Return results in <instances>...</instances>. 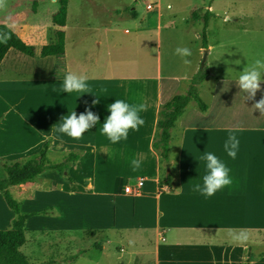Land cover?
Listing matches in <instances>:
<instances>
[{
    "label": "crops",
    "instance_id": "0c3cea01",
    "mask_svg": "<svg viewBox=\"0 0 264 264\" xmlns=\"http://www.w3.org/2000/svg\"><path fill=\"white\" fill-rule=\"evenodd\" d=\"M161 1L109 15L99 11L103 20L93 35L82 23L71 25L69 5L66 23L57 24L58 1L50 15L56 39L41 45L37 42L44 40L45 27L35 23L21 32V25L13 24L36 50L30 56L11 48L0 66V159L31 156L48 141L52 161L70 152L81 154L65 174L50 169L30 184L11 187L21 194L25 212L45 210L41 208L48 204L39 205L38 199H54L49 204L54 216L27 220L20 250L31 264H264V115L253 107L264 97V83L255 100L240 91L236 81L250 65L244 62L249 55L223 53V43L211 44L217 15L212 5L204 14L193 11L192 17L195 13L200 19L177 23L173 19L179 15ZM39 8L35 0L36 16ZM207 14L205 45L204 25L195 20ZM8 24L0 21V27ZM60 32L64 53L43 56L44 46L59 43ZM216 46L220 49L214 65L207 62L209 76L200 87L210 109L204 113L191 103L172 131L166 163L153 147L161 105L189 90L205 51L210 54ZM177 48L193 54L182 57ZM185 59L191 63L185 64ZM68 71L86 75L92 93L63 92ZM116 99L146 104L147 110L140 113L145 124L139 131L113 144L100 128L111 114L108 105ZM88 108L100 123L81 139L56 131L69 111L79 116ZM233 132L240 141L235 159L223 147ZM207 152L226 163L234 180L211 197L193 191L195 184H203L205 163L200 157ZM133 160L141 161L139 169H133ZM167 174L173 176L174 190L161 184ZM1 177H7L2 165ZM138 180L144 181L141 193H127ZM11 220L7 212V218H0V229L10 228Z\"/></svg>",
    "mask_w": 264,
    "mask_h": 264
},
{
    "label": "rangeland",
    "instance_id": "374dc122",
    "mask_svg": "<svg viewBox=\"0 0 264 264\" xmlns=\"http://www.w3.org/2000/svg\"><path fill=\"white\" fill-rule=\"evenodd\" d=\"M58 1L39 0V16H36L33 11L35 0H7L5 9L0 10V21L21 25V32H27L33 24L39 23L45 29L44 40L37 42L38 45H41V43H52L51 41H55L56 39V31L53 29L55 23L53 19H50V15L59 6ZM151 1L153 0H69L70 22L71 25L77 22L84 24L90 35H93L96 29H98L97 24L102 23L103 20V18L99 19V11H105L109 15L117 9L127 8L131 5H139L143 2L146 5L147 2ZM161 2L166 10L172 13L176 12L175 14L179 15L173 19L177 23H183L186 19H193V11L204 14L208 11V6L212 5L214 7L217 15L211 24V44L218 45L219 43H223L224 47L220 49L219 46H216L211 50L207 59L208 64L211 66L214 65L216 52L219 49L223 53H230V50H234L239 56L249 55V57L244 59V62L250 65L256 58H262L264 56V0H162ZM195 21H197L199 26L203 27V20ZM231 30L233 31L231 32ZM72 33L74 31H70V34ZM230 41L234 42V44L228 43ZM69 47L72 49L71 39L69 41ZM90 47H95L93 42L90 44ZM206 49L210 48L208 47ZM253 54L255 56H252ZM194 57L200 56L195 54ZM233 64L240 65L241 63ZM173 153H176V147L173 148ZM3 160L0 159V166ZM1 179L4 178L1 177ZM11 187L9 191L21 203L23 214H34L33 216H54L56 214L54 208H49V204L54 199L49 198L37 200L39 205L48 204L47 207L41 208L45 210L25 212L26 208L21 200H19L22 197L21 194L18 193L17 189L11 190ZM0 194V198L2 199V203L0 204V218H7V212H10L12 215L11 227L14 221L18 219V215L7 202L5 195L2 192Z\"/></svg>",
    "mask_w": 264,
    "mask_h": 264
},
{
    "label": "trees",
    "instance_id": "16d2710c",
    "mask_svg": "<svg viewBox=\"0 0 264 264\" xmlns=\"http://www.w3.org/2000/svg\"><path fill=\"white\" fill-rule=\"evenodd\" d=\"M60 7L54 16L57 24L63 25L66 23L69 0H59ZM193 17L200 19V15L193 14ZM204 20L203 28V42L207 45L206 30L210 20V14L202 16ZM10 31L7 27H0V32ZM11 38L7 43H0V66L5 56L11 48H15L30 56L35 55V47L27 44L18 33L10 31ZM64 33H59V43L46 45L43 47L42 55H58L65 51ZM209 76V69L206 66L204 70H200L191 79L189 90L185 94L178 93L174 95L169 101L161 105L157 129L153 140V147L159 153L161 160L168 163L170 159V144L172 141V131L177 122L186 113L191 103H195L197 107L204 113L210 109L200 95V87ZM51 141L44 144L43 148L28 157L21 158L17 161H2V169L5 171L7 177L0 180V192H2L11 208L18 215L13 225L8 229H0V264H31L27 257L21 252L20 248L26 242V224L27 220L34 214L22 213L21 203L17 201L9 188L11 186H18L22 184H30L47 170H59L65 174L71 163L80 159L81 154L78 152H70L59 159V161H52L50 158L49 148ZM69 177V175H67ZM161 184H168L172 190L173 176L167 174L162 179Z\"/></svg>",
    "mask_w": 264,
    "mask_h": 264
},
{
    "label": "clouds",
    "instance_id": "9594fccd",
    "mask_svg": "<svg viewBox=\"0 0 264 264\" xmlns=\"http://www.w3.org/2000/svg\"><path fill=\"white\" fill-rule=\"evenodd\" d=\"M6 3L7 0H0V10L5 9ZM6 27L10 31H14L13 24L9 23ZM10 31L0 32V43H7L11 38ZM176 53L182 57H190L193 54L188 48H177ZM184 63L190 64L191 61L185 59ZM87 81L88 77L86 75L68 71L63 80L62 91L68 94L92 93ZM262 83H264V58L258 57L251 65L243 68L236 84L240 91L246 93L247 99L255 100L257 92L262 90ZM98 102V99L94 100L93 104ZM253 107L256 111H259L260 115H264V97L256 101ZM108 108L111 114L102 123L100 131L113 144L127 140L130 131H139L140 127L145 124V120L141 117L140 113L147 110L146 104H132L122 99H116L115 102L108 105ZM99 123L100 117L93 113L91 108H88L86 113H81L79 116L73 110L69 111L62 118V123L56 131L66 134L72 139H81L86 131L93 129ZM239 144L240 141L233 132L229 135L228 140L223 146L224 151L229 157L235 159L239 150ZM200 160L205 163L203 184H195L193 191H198L205 196L211 197L222 188L234 183L233 178L230 176V168L219 156L212 152H207L200 157ZM131 163L134 170L141 167L140 160H133ZM172 164L175 166V162L172 161Z\"/></svg>",
    "mask_w": 264,
    "mask_h": 264
},
{
    "label": "built area",
    "instance_id": "2783aa9c",
    "mask_svg": "<svg viewBox=\"0 0 264 264\" xmlns=\"http://www.w3.org/2000/svg\"><path fill=\"white\" fill-rule=\"evenodd\" d=\"M144 185V181L143 180H138V185L135 188H127L126 192L129 193L130 195H137L140 194L142 191Z\"/></svg>",
    "mask_w": 264,
    "mask_h": 264
},
{
    "label": "water",
    "instance_id": "95a60500",
    "mask_svg": "<svg viewBox=\"0 0 264 264\" xmlns=\"http://www.w3.org/2000/svg\"><path fill=\"white\" fill-rule=\"evenodd\" d=\"M208 54H209V52H208V50H206L205 51V54H204V57H203V60H202V63H201V70H204L205 69V67H206V65H207V58H208ZM170 165H168V169H170Z\"/></svg>",
    "mask_w": 264,
    "mask_h": 264
}]
</instances>
